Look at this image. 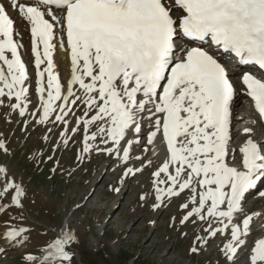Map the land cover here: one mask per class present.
Masks as SVG:
<instances>
[{
  "label": "snow or ice",
  "instance_id": "1",
  "mask_svg": "<svg viewBox=\"0 0 264 264\" xmlns=\"http://www.w3.org/2000/svg\"><path fill=\"white\" fill-rule=\"evenodd\" d=\"M8 8L30 26L37 112L42 111L37 122L44 125L51 119L65 125L62 135L67 144L66 118L75 115L79 103L85 111L74 127L85 126L83 153H91L99 138L113 146L103 149L109 156L127 164L133 145L140 144L129 137L140 136V119L146 118L153 129L146 145H155L159 136L165 150L164 162L153 174L157 207L165 198L188 191L195 207L183 222L197 217L221 223L222 227L206 231L215 238L230 230L223 251L235 261L245 246L243 238L256 226L243 205L246 196L264 184V145L245 129L249 138L234 149L236 89L228 69L203 45L234 54L239 65L264 70V0H10ZM15 24L0 3V104L5 96L14 99L12 108L23 117L30 103L29 75ZM177 37L199 46L184 47ZM57 48L70 57L66 88L56 72ZM242 84L264 121V79L243 74ZM0 150L7 151L3 142ZM142 171L129 167L124 177ZM6 177V169L0 167V201L8 199L22 207L24 189ZM259 194L264 197V191ZM4 207L0 204V209ZM182 207L187 209L188 203ZM26 232L11 229L3 239L15 245ZM198 239L207 243V238ZM74 242L71 233L56 240L48 264H71L73 257L66 249ZM192 252L198 249L193 247ZM246 259L249 264H264V239L255 243Z\"/></svg>",
  "mask_w": 264,
  "mask_h": 264
},
{
  "label": "rangeland",
  "instance_id": "2",
  "mask_svg": "<svg viewBox=\"0 0 264 264\" xmlns=\"http://www.w3.org/2000/svg\"><path fill=\"white\" fill-rule=\"evenodd\" d=\"M23 57V60L30 59L27 54ZM27 70L32 84L27 85L28 114L21 117L19 111L12 108L16 101L7 96L0 104V142L7 148L6 152L0 150V167L6 169L8 181H14L24 189L21 208L38 219L43 232L52 235L54 242L65 233L76 237V242L66 249L73 257L71 264H121L126 257L131 258L128 264H220L217 247L222 240L204 244L198 238H209L211 234L206 229L215 230L223 225L218 223L212 227L216 220L201 221L197 217L183 222L195 207L190 206V194L165 198V203L157 207L155 171L152 172L156 166L148 163L149 160L153 163L150 154L147 160L138 162L136 157H141L144 152L138 151L139 146L129 162L119 169L123 160L116 161L114 155L100 154L102 149H96L95 144L91 153H83L85 126L81 124L79 130L75 129L72 119L77 116L66 118L69 121L67 144L62 135L65 125L53 123L51 119L47 124H39L37 121L42 112H37L39 105L35 98L37 88L32 81V64V74L29 66ZM78 108L80 116L84 113V106L78 103ZM82 154L83 160L80 159ZM147 165L151 166L144 171ZM129 167L143 168V171L135 177L125 178L124 172ZM101 177L102 181L98 183ZM101 195L104 196L102 202L98 199ZM85 196L92 197L83 206ZM185 203H188L187 209L182 207ZM0 204L5 205L0 209V219L7 207H16L8 199ZM106 204L112 209L120 204L115 209V221L111 225H106L109 210L100 215L92 209L93 206L103 208ZM250 206L251 202H246L244 209L248 210ZM263 206L264 202L258 203L253 213H259ZM124 223L125 227L120 229ZM194 231L198 234L194 235ZM229 235L230 231L227 233L229 239L225 241L229 242ZM193 247L198 249L197 253L192 252ZM2 252L0 264H44L48 262L50 248L16 247ZM166 254H169L168 259H164Z\"/></svg>",
  "mask_w": 264,
  "mask_h": 264
},
{
  "label": "bare ground",
  "instance_id": "3",
  "mask_svg": "<svg viewBox=\"0 0 264 264\" xmlns=\"http://www.w3.org/2000/svg\"><path fill=\"white\" fill-rule=\"evenodd\" d=\"M29 27L30 26L26 22H24L17 15V12H16V28L22 34V38L19 40V42L22 45H23L24 39H27L28 38L26 32L28 31ZM25 52L26 51L22 47L21 48V56L22 57L23 56H26ZM26 60H27V57H26ZM54 61H55V64H56V72L58 73V75L60 77L61 84L66 88L67 85L69 84L70 76H71L69 53L66 52V51H64L63 48H58L56 50V54L54 56ZM31 64H32V71H33L32 78H34V84H35V87L37 88V97L35 96V98H37V103L39 105L38 86H37V79H38V77L36 75V70L34 69V66H33V59H31ZM28 83H29V80L26 82V86L28 85ZM245 101L246 100H245L244 95L241 93L240 90H238L237 95H236V98H235V101H234L235 108H234V114H233V127L235 126V123L237 122V120L238 121L240 119L243 120L239 124H243L244 122H246V120L243 119L244 118L243 116H241V117H235V114L236 113H241V108L244 105ZM78 110H79V108L77 107L75 109V115L74 116L80 117V116L83 115L82 114L83 112H81L82 115L79 116L78 115V112H79ZM84 111H85V109H84ZM70 116H72V115L70 114ZM76 121H77V119H72V123L74 122L76 124ZM144 121H147V119L146 118L143 119V129H142L141 133H144V131L147 130V125H146V123ZM151 130H153V129H151ZM92 131H95V126H93ZM235 135H236L235 134V131H233V137ZM134 137H135V139H138L139 136L138 137L134 136ZM258 138L259 137L257 135H255V139L257 140V143H259L261 145L264 142V140H263L262 136L259 139ZM129 139H131V137H129ZM140 143H141V141H140ZM136 145H138V144H134L133 145V148H135ZM142 146H147L146 145V139H144L141 147ZM105 147L111 148L113 146L111 144H108L107 146H105L103 144V141L98 138V141L95 143V148L96 149H99V148L102 149L100 151V154L107 155V152L103 150V149H105ZM148 147H151V150H152V154H151L152 155V159L153 160L155 159L154 162L152 163V165H153L152 167H155L156 166V168H157L158 167V161L160 162L159 167H161L162 166V163L164 162L165 152H164V149H162L160 147V143H159L158 137H157V143L155 145H152V146H147V148ZM235 149H238V148H235ZM133 150L134 149H132L131 154H133ZM142 159H144V157H142ZM237 159H238V157H237ZM114 160L119 161L120 159L116 158ZM123 166L124 165H121L120 164L118 167H119V169H122ZM153 169L155 170V168H153ZM135 176H133V177H135ZM102 178L103 177L100 178V180L98 181V183H100L102 181ZM115 178H117V177L115 176ZM109 183L110 182H108L107 184L109 185ZM116 186H117V183H116ZM188 193H189L188 191H185L183 194H186L187 195ZM91 197L92 196H85V197H83L84 198V202H85V204H83V206L90 202ZM98 199L102 202L104 200V196L101 195V197H99ZM259 201L260 200L253 201V202H254V204H256ZM164 203H165V201L163 202V204ZM97 204L98 203L96 202V205ZM119 205L120 204H118L114 209H112L111 207L109 208V206L107 204L103 208H100L98 206H93L92 209L94 211H97L100 215H103L104 214V211L109 210V215H108V218H107L106 225H109V224L111 225V223H114V221H115V214L114 213H115V209H117L119 207ZM261 205H263V204H261ZM190 206L193 207L194 205H192L190 203ZM259 211H260L259 213H257L256 215H254L255 225L256 226L254 228H252L251 234L249 236L243 238L245 240V246L240 248V250L237 253V258H236L235 261L228 260L227 257H226V255H225V252L223 251L225 245L228 242V241H225L224 239H229V238H227V235L222 234V233H217V235H216L215 238H212L211 236L209 238H207V241L210 244L213 243L214 241H216L217 239H221L222 240L221 243L219 244V246L217 247L218 252H219L220 264H249V262L246 259V257L250 255L251 249L254 248L255 243L258 242L261 239H264V208L261 209V210H259ZM237 222H238L237 220H236V222L234 221V223H237ZM205 223L206 222H204V224L201 226V229H200L199 234L203 230V226L205 225ZM218 223H219L218 221L214 222L212 224V227H216L218 225ZM38 225H39L38 219H36L34 215H32L31 213H29L28 210H25L24 208L22 209L21 207H19V208H16V207H7L6 208L5 215L0 219V253L3 250L12 249V248H16V247L17 248H29V247L32 248V247H36V246H45V247H49L50 248V246L54 243V240H55L54 237L52 235L48 234L47 232H43L42 228H40ZM124 227H125V223L120 225V229H122ZM11 229H27L25 239L22 242H19V243L15 244V245L9 244L5 239H3V233H5L6 231L11 230ZM133 229H134V226L131 228V230H133ZM31 232H33V233H31ZM193 234L196 235V234H198V232L197 231H194ZM229 242H230V240H229ZM169 254H166L164 256V259H168Z\"/></svg>",
  "mask_w": 264,
  "mask_h": 264
},
{
  "label": "trees",
  "instance_id": "4",
  "mask_svg": "<svg viewBox=\"0 0 264 264\" xmlns=\"http://www.w3.org/2000/svg\"><path fill=\"white\" fill-rule=\"evenodd\" d=\"M125 255H126V254H125ZM124 259H125V260L122 261L121 264H128V263L130 262V259H131V258L126 257V258H124Z\"/></svg>",
  "mask_w": 264,
  "mask_h": 264
}]
</instances>
